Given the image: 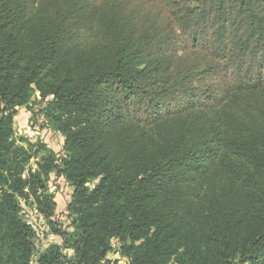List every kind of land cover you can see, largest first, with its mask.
I'll use <instances>...</instances> for the list:
<instances>
[{
    "label": "trees",
    "instance_id": "1",
    "mask_svg": "<svg viewBox=\"0 0 264 264\" xmlns=\"http://www.w3.org/2000/svg\"><path fill=\"white\" fill-rule=\"evenodd\" d=\"M22 107L63 155L18 142ZM22 201L61 242L38 251ZM113 242L128 264H264V0H0V264H118Z\"/></svg>",
    "mask_w": 264,
    "mask_h": 264
},
{
    "label": "rangeland",
    "instance_id": "2",
    "mask_svg": "<svg viewBox=\"0 0 264 264\" xmlns=\"http://www.w3.org/2000/svg\"><path fill=\"white\" fill-rule=\"evenodd\" d=\"M14 128L19 143L26 144L31 141L41 147L44 146L57 156L63 155V135L49 125L37 107L34 109L22 107L15 117ZM36 161V159L32 160L33 168L37 167ZM96 182L94 181L92 184ZM48 186L50 191L55 194L58 203L55 220L68 223L67 204L71 198L72 186L56 172L51 173ZM21 214L24 220L33 225L37 231L35 241L38 251L50 242H61V238L51 230L47 219L36 210V206L31 201H22ZM118 246V243L113 242V250L109 253L108 259L111 261L118 259V264H128L127 259L118 252ZM67 253L72 255L73 251L69 249Z\"/></svg>",
    "mask_w": 264,
    "mask_h": 264
}]
</instances>
